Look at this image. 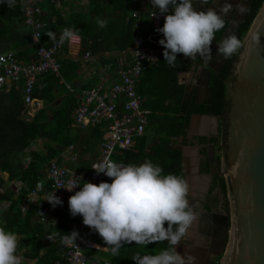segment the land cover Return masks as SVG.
<instances>
[{
  "label": "trees",
  "instance_id": "obj_1",
  "mask_svg": "<svg viewBox=\"0 0 264 264\" xmlns=\"http://www.w3.org/2000/svg\"><path fill=\"white\" fill-rule=\"evenodd\" d=\"M140 1L88 0L87 8L81 11H69L68 15H65L56 9L50 0H46L43 4V9L46 11L43 19L49 21V25L41 40L44 42L50 32L57 31L62 27H69L82 37V45L78 54H83L86 51L99 53L125 50L134 44L135 19L132 14L138 11L137 5L140 4ZM20 2L22 0H16L15 7L20 11H16L14 15H12L13 8L9 7L6 2L1 3L4 12L0 11V13L7 18L8 23H12V18L16 16V22L23 27L25 26V11ZM263 3L264 0H251L247 18L238 31V37L241 40ZM208 6L210 5H201L200 0H194V7L197 10ZM52 16H56L55 21L51 20ZM98 20L106 21L107 26L100 27ZM226 26L227 21L225 28ZM225 28L216 34L213 43L222 38ZM0 37L10 41L12 50L22 48L29 42L33 43L35 48L33 60H37L38 44L32 42L31 31L24 35L25 38L21 42L16 41L14 37H6L3 31H0ZM240 49L226 61L220 71H215L211 75L213 103L210 106L198 105L194 100H191L188 105L184 104L185 87L178 84V74L189 70L191 66L202 62L204 58L197 57L189 60L183 54H177L176 66L170 67L161 54L154 64L149 65L143 71L137 88L144 97V106L152 111L150 122L154 121L156 131L165 134L166 137L159 139L152 154L148 153L149 149L144 145L145 138H141L135 141L133 147L117 151L115 160L126 164H140L147 159V156H150L155 158L154 163L163 167L165 174L173 173L182 176L181 151L171 148L169 137L185 133L193 113L220 115L225 128V138L227 133L225 114L229 104L227 80L232 74L233 63L237 60ZM163 51L164 48L162 53ZM23 53L25 51L22 49L16 53V58L19 60ZM61 62L63 74L66 73L68 77H72L73 61L61 59ZM59 80L58 77H47L43 81L45 86L41 90H34L33 95L43 100L44 106L29 121L22 118L25 104L21 89L13 87L9 91L0 90V201L7 200L9 202L8 209L2 212L0 218L5 222L6 228L19 235L20 249L25 250L23 255L27 257L28 263L30 259H35V264H54L61 253L63 237L73 231L69 225L71 221H75V218L67 214H54L53 216H60L58 223H40L38 221V211L42 202L40 200L30 204L25 211L22 210L23 204L39 183L43 182L44 188L49 191L50 181L45 177L47 162L57 158L61 149L66 150L69 146L77 143L80 138V135L73 134L76 131L72 120L73 97L67 95L66 88ZM155 113L161 115L158 116ZM102 134L98 126L89 129L88 136L83 142L86 153L93 152L95 146L101 143ZM38 139L43 140L41 149L37 145L35 147ZM27 159L29 163L26 165ZM57 160L59 161V159ZM84 167L80 165L79 168ZM3 173L8 174L7 180L3 178ZM13 182L22 184L18 193ZM221 190L225 197L227 185L224 181L221 182ZM225 201L228 211L229 206L227 200ZM98 242L107 246L102 238H99ZM166 245L168 247V243Z\"/></svg>",
  "mask_w": 264,
  "mask_h": 264
},
{
  "label": "clouds",
  "instance_id": "obj_2",
  "mask_svg": "<svg viewBox=\"0 0 264 264\" xmlns=\"http://www.w3.org/2000/svg\"><path fill=\"white\" fill-rule=\"evenodd\" d=\"M5 2L9 7L16 4V0H0V3ZM200 3H218V7L197 10L194 0H150L155 9L152 15L158 12L164 16L163 26L157 29L163 34L158 43L163 46L164 61L170 67L176 66L177 54H183L189 60L197 57L212 59L211 45L216 34L225 28L226 17L233 5L229 0H223V3L200 0ZM243 10L241 4L240 11ZM98 23L100 27L107 26L106 21L98 20ZM75 35L73 30L65 29L60 43ZM48 36L55 39L54 33L50 32ZM254 39L258 42L259 38ZM241 46V39L229 34L217 43V56L230 59ZM92 169L97 175L103 173L111 178V182L93 184L80 178L82 183H69L64 189L72 192L79 188L68 199L69 212L73 217L80 215L83 224L103 238L106 251L116 256L125 243L146 245L167 241L168 247L155 254H137L133 261L135 264H197V257L176 250L195 218L188 200L189 186L182 176L165 174L163 167L149 159L127 165L105 159ZM38 187L43 190V182ZM54 193L55 190L46 193L47 199L43 201L53 207L62 205L63 201ZM63 238L75 244L79 233L73 230ZM20 244L19 235L6 228L0 218V264H23V257L18 254Z\"/></svg>",
  "mask_w": 264,
  "mask_h": 264
},
{
  "label": "built area",
  "instance_id": "obj_3",
  "mask_svg": "<svg viewBox=\"0 0 264 264\" xmlns=\"http://www.w3.org/2000/svg\"><path fill=\"white\" fill-rule=\"evenodd\" d=\"M44 1L46 0H22L25 11L24 23L30 28L32 42L38 44L37 60L19 61L15 53L11 51L0 55V90L9 91L13 87L21 89L25 104L22 118L29 121L43 107V101L33 95L34 90H41L45 86L43 83L45 75H54L64 83L68 92L77 94L78 98L72 113L74 126L78 128L98 126L103 133L98 156L87 171L64 165L56 158L47 162L45 177L50 181L49 191L45 188L41 190L38 187L39 183L22 206V210L25 211L30 204L42 200L38 211V221L47 224L54 214H67L73 217L69 212L68 199L79 188L69 192L64 187H67L69 183H82L80 178L82 181L93 184L101 181L111 182V178L103 173L97 175L92 166L105 159L127 165L115 160V153L133 147L135 140L144 135L152 111L144 106V98L137 87L143 71L154 64L162 54V47L158 41L163 38V34L157 29L163 26L164 16L158 12L152 15L153 11H150L151 28L146 32L141 29L138 14H134L136 22L133 27L132 47L103 54L86 52L79 62L80 68L87 73V79L96 78L97 83L83 88L65 82L61 75L60 61L63 47L66 45L72 48L79 47L82 39L77 34L60 43L63 31L69 29L62 28L55 31V39H50L49 43L43 42L41 38L48 27V22L43 19L41 7ZM50 2L56 8L61 6V0H50ZM37 143L42 144L43 140L38 139ZM72 149L73 146H69L66 150L71 152ZM28 163L27 159L26 165ZM7 178L8 174L5 180ZM13 185L17 193L22 188L21 182H13ZM54 190V194L63 201L62 205L55 207L43 201L47 199L46 193ZM8 207L7 200L0 201V217ZM73 218L75 221L71 222L70 226L79 233V238L74 242L76 245L63 238L61 253L54 264H113L107 258L90 253L91 250H103V247L94 241V238L102 237L85 226L80 215ZM24 252V249L19 248L18 254L23 257V264H35V259H30L28 263L27 257L23 255Z\"/></svg>",
  "mask_w": 264,
  "mask_h": 264
},
{
  "label": "water",
  "instance_id": "obj_4",
  "mask_svg": "<svg viewBox=\"0 0 264 264\" xmlns=\"http://www.w3.org/2000/svg\"><path fill=\"white\" fill-rule=\"evenodd\" d=\"M250 2H241L244 8L241 14L238 11L240 6L237 7L236 2L231 3L233 10L226 17L230 23L220 40L229 34L238 36ZM210 7H218V3ZM255 37L259 38L258 42ZM241 41L234 77L227 80L226 148L222 150V156L210 159V166L215 164L218 175L224 177L228 186L230 206V223L229 214L225 211L211 217L219 219V235L215 240L219 250L213 257H221L220 264H264V3ZM217 43L219 41L211 47L212 59L205 58L197 63L200 67L194 85L195 99L204 105L213 103L210 79L215 71H219L215 59ZM192 88L189 86L185 90L188 98ZM204 92L206 99L198 101ZM210 171H214L213 167Z\"/></svg>",
  "mask_w": 264,
  "mask_h": 264
},
{
  "label": "crops",
  "instance_id": "obj_5",
  "mask_svg": "<svg viewBox=\"0 0 264 264\" xmlns=\"http://www.w3.org/2000/svg\"><path fill=\"white\" fill-rule=\"evenodd\" d=\"M44 2L41 4L42 8H43ZM20 5H22V2H20ZM87 5H88V0H61V6L56 9L62 11L63 13H65V15H68L67 13H69V11H81L87 8ZM137 7H139L138 11L134 12L132 16L136 22V18L134 14L136 15L138 14L139 24L141 26V29L147 32L151 28L149 12L155 11V9L152 8V5L150 4V0H141L140 4H138ZM12 8H13L12 15H14L16 11H20V9H17L15 6ZM2 9L4 8H2V5L0 3L1 13L4 12L2 11ZM1 13H0V31H3L6 37L7 36H10V38L14 37V39L18 42L23 41L25 38L24 35L27 32H30V28L26 25L23 27L22 25H18V23L16 22L17 21L16 16L12 18L13 19L12 23H8V21L6 20L7 18L2 16ZM44 14H46V11L43 9V15ZM51 20L55 21L56 16H52ZM9 24L11 25L9 26ZM5 26H8V27H5ZM1 27H4V28H1ZM62 28H69V27H62ZM62 28H59L58 31L61 30ZM69 29L73 30L71 28ZM46 30L47 29H45V31L43 32L44 33L43 36H45ZM52 33H55V31ZM76 33L80 35L78 32ZM5 39L6 38L4 37H0V54L6 51H13L16 54V53H19L23 49L25 53H23V55L19 58V60L23 62H28V61L33 60V57L35 56V48L33 47L34 46L33 43L29 42L28 45L24 44L22 48H16L12 50L10 47V41H8V39L7 40ZM44 40H45L44 42L49 43L50 42L49 36L47 35V38ZM80 48L81 46L72 48L66 45L65 47H63V51L60 56V61L61 59H68V60L70 59V61L79 63L82 57L84 56V54L86 52H90V51H86L83 54H78L77 52L80 50ZM103 53L104 52L93 53V54H103ZM197 67H200V66L195 64L191 66L189 70L180 72L178 74V84L183 85L185 87V90L188 89L189 86H193L192 94L190 98L188 99H186L187 97L185 95V90H184L183 103L186 105H188V103L191 100H194V102L198 105H204L202 103H197L195 99L196 88L194 85L197 82L198 70H199V68ZM195 69H196V72L194 73L193 71ZM77 73H78L77 79L74 82L75 86H78V87L82 86L83 88H86V87H91L95 85L93 83V80L96 78H91L92 76L88 75L91 79H87L86 78L87 73L85 71H82L81 68L77 69ZM61 75L63 79L65 80V82H68L66 81V79L64 78L62 74V67H61ZM50 76L55 77L54 75H45L43 77V81L47 77H50ZM60 83L64 85V83H62L61 81ZM67 95H70L73 97V108H74V106L76 105L77 98H78L77 94L70 93L67 90ZM204 99H206L205 92L202 93L200 97H198V101H203ZM204 106H210V105H204ZM73 108H72V113H73ZM155 115H158V114L155 113ZM160 115L161 114H159L158 116ZM150 116H149V121L146 126L144 135L137 138L136 140L145 138L144 145L147 147V149H149L148 153L152 154L154 153L155 145L159 143V139L166 137V135L162 133H158L156 131V129L154 128L155 122L154 121L150 122ZM91 128H94V127L93 126L83 127V128L76 127V131L73 132V134L80 135L79 140L77 141V143L71 145L73 146V149L71 152L70 151L67 152V150L61 149L60 154H59L60 156L58 155L56 159H59L60 163L73 167L76 170L87 171L89 167L91 166L92 162L96 160L98 153H99V147H100V143H99L95 146V149L93 152H90V153L85 152V145L83 144V142L85 138L88 136L89 129ZM224 131H225V128H224L223 121L220 115L213 114V113H193L190 116L188 127L185 133L180 134L175 137H169L171 148L178 149L181 151V155H182L181 156V174L189 186L188 200H189L190 206L193 207L194 215H195V218L189 227V230H188V233L185 239L182 241V243L176 246V250L180 253L187 251L195 257H196V254H201L207 258L208 247L206 243L203 241V239H201L203 238V235H202L203 233H201V230L198 229V227L200 226V219L204 217L206 221L210 223V222H213L211 217L214 213H220L222 211H225L223 210L224 208L222 209L223 205L221 206V201L223 200L221 196L224 197V195L222 194L221 189H218L216 185V181L219 175L217 173L215 164H213V166L211 165L214 171L213 172L210 171L212 168L210 166V162H211L210 159L217 157V156L218 157L222 156V146H223L222 140L224 138ZM36 145L40 149L41 147H43V143L40 144L36 142L35 147ZM75 145H77V147ZM212 152H214V156L212 155ZM92 156H94V158H92ZM147 159L153 162L156 161L155 158H152L150 156H147ZM80 165L82 167H84L85 165V167L80 169L79 168ZM86 167L88 168L87 170H86ZM3 176H4L3 178L6 179L7 173H3ZM59 221H60V216H53L50 220V223L51 224L58 223ZM61 221H63V219H61ZM71 222H74V221H71ZM166 226L167 224H165V227ZM94 239H98V238H94ZM200 239L203 241L202 244H200L198 241ZM95 242L98 243L101 247H103V250H92L90 251V253L100 255L104 258H107L113 264H135V261H133V257H135L137 254H140V255H146L149 253L155 254L161 249L166 248L167 247L166 244L168 243L167 241L152 242L146 245H138L135 242L125 243L123 247L120 249L119 254L116 256H113L111 255L109 251L105 250V247L107 246L102 245L101 243L97 241ZM94 251H97V252L99 251V253L107 254L109 255V257H106ZM203 263H204V260L203 261L197 260V264H203Z\"/></svg>",
  "mask_w": 264,
  "mask_h": 264
},
{
  "label": "flooded vegetation",
  "instance_id": "obj_6",
  "mask_svg": "<svg viewBox=\"0 0 264 264\" xmlns=\"http://www.w3.org/2000/svg\"><path fill=\"white\" fill-rule=\"evenodd\" d=\"M243 0H229V2L230 3H234V2H236V5H237V7L238 6H240L241 7V2H242ZM220 2L221 3H223V0H220ZM250 6V5H249ZM236 10H237V8H236ZM239 12V14H241L242 13V11H240V8H239V10H238ZM249 12V11H248ZM229 15V14H228ZM248 15V14H247ZM247 18V17H246ZM245 18V19H246ZM245 19H244V21H245ZM226 21H227V25L230 23V20H227L226 19ZM243 21V22H244ZM242 22V23H243ZM241 23V24H242ZM227 27V26H226ZM226 29V28H225ZM225 31V30H224ZM220 41V40H219ZM205 59V58H204ZM215 59H217V68H218V70L220 71L222 68H223V66H224V64L226 63V61L228 60V59H226V60H223V58H222V56H220V57H217V58H215ZM236 62V61H235ZM235 62L233 63V69H234V64H235ZM199 63V62H198ZM197 64V63H196ZM216 68V69H217ZM233 69H232V74L230 75V78L228 79V80H231V79H233V77H234V74H233ZM192 90H193V88H192ZM187 97V96H186ZM227 97H228V95H227ZM186 99H188V97L186 98ZM228 99H229V97H228ZM228 108H229V104H228ZM227 113H228V109H227V112H226V114H225V118H226V121H227V127H228V118H227ZM222 144H223V146H222V150H225V148H226V139L225 138H223V140H222ZM222 155H223V153H222ZM222 181H224L225 182V179H224V177H222V176H218V179H217V181H216V185H217V187H218V189H221V182ZM226 183V182H225ZM222 191V190H221ZM227 191H228V186H227ZM221 198L223 199L222 201H221V206H222V209L223 210H225V212H227L228 214H229V219H228V223H230V210H228L227 211V209H226V205H225V200H227V204H228V206H229V200H228V196L226 195L225 197H223V196H221ZM212 221L213 222H210V223H208L207 221H206V219L204 218V217H202L201 219H200V226L198 227V229H200L201 230V233H203L202 235H203V238H201V239H203V241L206 243V245H207V247H208V254H207V258L206 257H204L203 255H201V254H196V257H197V260H199V261H203L204 260V263L203 264H220V260H221V257H213L214 255H215V253H217L218 252V248H217V246H216V243H215V240H216V237L219 235V219L218 218H215L214 220L212 219ZM198 240L199 241V243L200 244H202L203 243V241L202 240Z\"/></svg>",
  "mask_w": 264,
  "mask_h": 264
},
{
  "label": "rangeland",
  "instance_id": "obj_7",
  "mask_svg": "<svg viewBox=\"0 0 264 264\" xmlns=\"http://www.w3.org/2000/svg\"><path fill=\"white\" fill-rule=\"evenodd\" d=\"M83 58V57H82ZM89 63H92V62H89ZM73 66H72V69H71V71H72V73H73V76L72 77H68L67 75H66V73H64L63 74V72H62V74H63V76H64V78L66 79V81H68V82H70V83H72L73 85H74V82H75V80L77 79V75H78V73H77V69H80V64L79 63H77V62H73ZM70 75V74H69ZM93 83L94 84H96L97 83V79H94V81H93ZM86 131V130H85ZM76 147H77V145H75ZM218 153H219V151H218ZM96 155V154H95ZM60 156V155H59ZM92 158H94V156H92ZM228 191H227V196H228ZM230 207V206H229ZM95 241H97L98 242V239H94ZM92 251V250H91ZM94 252H96V253H99V251L97 252V251H94ZM99 254H101V255H104V256H106V257H109V255H107V254H103V253H99Z\"/></svg>",
  "mask_w": 264,
  "mask_h": 264
},
{
  "label": "bare ground",
  "instance_id": "obj_8",
  "mask_svg": "<svg viewBox=\"0 0 264 264\" xmlns=\"http://www.w3.org/2000/svg\"><path fill=\"white\" fill-rule=\"evenodd\" d=\"M253 29H254V27H253ZM253 29L251 30V33H250L251 35H252V32H253Z\"/></svg>",
  "mask_w": 264,
  "mask_h": 264
}]
</instances>
